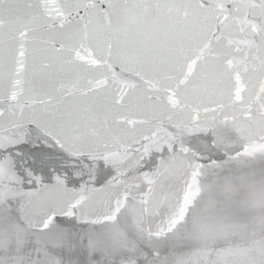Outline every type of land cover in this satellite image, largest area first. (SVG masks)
<instances>
[{
	"label": "snow or ice",
	"instance_id": "6c2138e0",
	"mask_svg": "<svg viewBox=\"0 0 264 264\" xmlns=\"http://www.w3.org/2000/svg\"><path fill=\"white\" fill-rule=\"evenodd\" d=\"M0 264H264V0H0Z\"/></svg>",
	"mask_w": 264,
	"mask_h": 264
}]
</instances>
